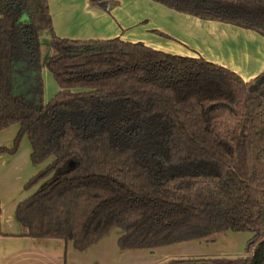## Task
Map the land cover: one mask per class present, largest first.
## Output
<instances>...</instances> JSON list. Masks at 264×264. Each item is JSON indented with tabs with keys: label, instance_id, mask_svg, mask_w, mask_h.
<instances>
[{
	"label": "trees",
	"instance_id": "obj_1",
	"mask_svg": "<svg viewBox=\"0 0 264 264\" xmlns=\"http://www.w3.org/2000/svg\"><path fill=\"white\" fill-rule=\"evenodd\" d=\"M148 1L264 38V0ZM43 31L54 54L41 61ZM13 125L0 155L25 137L39 167L14 211L22 236L83 252L119 229L123 252L247 232L246 256L208 261L264 264V71L244 81L118 37L61 38L48 0H0V132Z\"/></svg>",
	"mask_w": 264,
	"mask_h": 264
},
{
	"label": "crops",
	"instance_id": "obj_2",
	"mask_svg": "<svg viewBox=\"0 0 264 264\" xmlns=\"http://www.w3.org/2000/svg\"><path fill=\"white\" fill-rule=\"evenodd\" d=\"M117 1L119 6L108 8L103 3L91 7L90 0H48L53 32L61 38L79 40L118 37L171 55L200 57L234 72L244 81L264 71V38L250 30L181 15L148 0ZM17 131L16 125L1 131L0 147H9ZM4 155H0V264H107L106 260L116 254L121 262L129 255L135 264L154 263L149 251L104 250L107 236L83 252L61 240L22 236L14 211L34 192L33 188L24 191L23 185L39 167L30 163V147L25 138L14 155Z\"/></svg>",
	"mask_w": 264,
	"mask_h": 264
},
{
	"label": "rangeland",
	"instance_id": "obj_3",
	"mask_svg": "<svg viewBox=\"0 0 264 264\" xmlns=\"http://www.w3.org/2000/svg\"><path fill=\"white\" fill-rule=\"evenodd\" d=\"M104 1L106 0H90L91 7L92 6L98 7V5H102ZM114 5L119 6L120 2L117 0H108L106 7L110 8ZM56 16L58 17V15ZM63 38L79 40V38H71V37H63ZM39 42H40V54H41L40 57H41V61H43L54 54L52 49L49 47V34L47 31H43L39 33ZM41 76L44 86V101H48L55 95V93H57L58 89L51 75L46 69L42 68ZM27 145L29 146L28 142ZM4 156H10V155H4ZM35 188L36 186L33 188V190ZM120 234L121 231L119 229H113L112 231H110V233L107 235V239H108L107 247L104 250L108 248H109L108 250H118V248H116L117 246L115 243L117 238L120 236ZM251 236L252 235L247 232H239V233L225 232L222 234L214 235L213 237H210L203 241L183 243L179 245L169 246L163 249L152 250L149 251V255H151V259L154 260V263H150V264H169L171 261L176 259H203L205 263H208L209 262L208 260H215L218 258L234 260L237 257H242L247 255L246 253L247 243L248 240L251 238ZM119 252L122 251L118 250V253ZM123 252L135 253V251H123ZM136 253H138V251H136ZM118 257L119 255L116 254V256L114 255L112 258L110 259L108 258V260H106V263L108 264L111 261L112 264H124L125 262L126 264H135L132 259H129V255L127 257H124L122 262L118 261L117 259ZM92 264H97V263L93 262Z\"/></svg>",
	"mask_w": 264,
	"mask_h": 264
},
{
	"label": "flooded vegetation",
	"instance_id": "obj_4",
	"mask_svg": "<svg viewBox=\"0 0 264 264\" xmlns=\"http://www.w3.org/2000/svg\"><path fill=\"white\" fill-rule=\"evenodd\" d=\"M198 263L205 264L204 262H195L194 264H198Z\"/></svg>",
	"mask_w": 264,
	"mask_h": 264
},
{
	"label": "water",
	"instance_id": "obj_5",
	"mask_svg": "<svg viewBox=\"0 0 264 264\" xmlns=\"http://www.w3.org/2000/svg\"><path fill=\"white\" fill-rule=\"evenodd\" d=\"M204 263H205V262H204ZM198 264H201V263H198ZM205 264H212V263L208 262V263H205ZM244 264H245V262H244Z\"/></svg>",
	"mask_w": 264,
	"mask_h": 264
}]
</instances>
